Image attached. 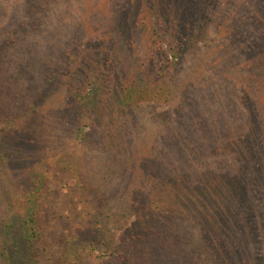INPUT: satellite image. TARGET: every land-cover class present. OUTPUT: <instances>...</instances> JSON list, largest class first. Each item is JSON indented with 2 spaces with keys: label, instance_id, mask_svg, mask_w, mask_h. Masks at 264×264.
Here are the masks:
<instances>
[{
  "label": "trees",
  "instance_id": "1",
  "mask_svg": "<svg viewBox=\"0 0 264 264\" xmlns=\"http://www.w3.org/2000/svg\"><path fill=\"white\" fill-rule=\"evenodd\" d=\"M128 1L131 7L125 16L138 22L140 15L134 13L133 7H140L141 12L154 20H166L173 14L179 19L174 21L176 25L172 23L173 30L159 58L157 54L162 48L158 47L160 41L155 37L159 33L157 29L145 42V47L148 45L147 57H133L128 64L125 60L131 49L129 43L130 51L123 53L125 39L118 44L111 63L104 60L103 51L93 40L81 48L79 56L73 58L70 69L62 77L67 89L66 110L67 107L72 108L73 114L69 115L78 121V124L74 122L70 126L69 133L87 152L98 150L104 155L103 179L110 178L111 160L115 159L118 162L113 167L115 174L143 184L146 175L150 174L148 172H153L157 178L160 176L158 186L165 192L151 195L152 200L148 204L142 195L144 191L132 186L128 191L130 202H125L123 211H114L108 208L109 194L99 183L94 184L95 175L88 178L84 175L86 168L81 159L75 164L77 155H71L68 160L65 154L63 160L77 168L78 181L88 199L90 217L76 226L75 233L65 241L63 252L54 264H78L86 256L95 257V264H264V208L255 197L257 187L264 189V182L259 180L257 186L254 185L260 170L264 173V141L259 135L264 132V56L253 59L257 78L250 85L253 86L250 91L242 96L248 105L247 101L253 100L252 96L255 98L247 131L225 146V152H236L237 162H243L234 173H214L212 177L200 179L192 174V180L194 178L198 184L186 183L181 173L183 170L180 172L178 169L179 165L187 167L188 150L179 147L176 137H172L174 135L170 132V127L174 130L173 125L178 121L176 116L180 114L162 113L158 126L163 129L158 127L143 134L149 121H153L146 115V108L155 102L168 104L173 101L175 90L185 84L180 79V61L186 51L208 35L210 27L207 21H212L207 13L209 6L216 9L217 14L224 13L228 11L227 1ZM206 3L211 5L206 7ZM111 15L118 18L117 12ZM190 18L198 23L197 26L192 25ZM148 22H151V28L160 21H141L135 30L140 31V26ZM161 22L167 24L168 21ZM176 26H180L177 34ZM263 32L261 28V34L255 37H264L261 36ZM4 46L0 44V55ZM258 90L261 96L257 100ZM34 103H29V110L22 118L24 122L0 124L2 160H12L9 164L19 165L17 170L16 166H11L13 171L22 174L32 169L26 162L42 160L36 147L43 143L45 134L38 128L41 121ZM69 115L65 119L68 125ZM154 123L157 125L156 121ZM135 131L143 135L135 134ZM201 153L197 150V155ZM128 168L134 171H128ZM45 172L34 169L35 178H29L30 185L25 187L26 204L37 200ZM89 207L94 210L90 211ZM34 208L35 205L28 207L24 214H10L5 224L7 229L3 230L5 249L1 254L2 264H42L37 257L39 224ZM130 216H135V219L127 222ZM176 224L178 228L174 231ZM114 225L121 230L116 238L112 231Z\"/></svg>",
  "mask_w": 264,
  "mask_h": 264
},
{
  "label": "rangeland",
  "instance_id": "2",
  "mask_svg": "<svg viewBox=\"0 0 264 264\" xmlns=\"http://www.w3.org/2000/svg\"><path fill=\"white\" fill-rule=\"evenodd\" d=\"M226 1L228 11L220 14L209 6L211 3L204 5L209 6L207 13L212 20L207 21L210 27L208 35L186 51L180 61V79L185 84L175 90L173 101L168 104L155 102L146 108V115L153 121H149L143 134L158 127L163 129L158 126L162 113L169 111L171 116L180 114L176 116L178 121L174 123L173 131L170 127V132L174 135L172 137H176L178 146L188 150L187 167L179 165L178 171L183 170V178L189 184H198L194 178L192 180V174L200 179L212 177L214 173L236 171L243 161L237 162L236 152H225V146L247 131L250 109H254L252 101L255 98L252 96L253 100L247 101L248 105L242 96L245 97L257 78L253 59L264 56V37H255L261 34V28L264 30V0ZM130 7L128 0H0V44H5L0 55V124L24 122L22 118L29 110V103L35 101L37 117L41 121L38 128L45 134L43 143L36 147L42 160L38 163L35 160L26 162L32 168L27 173L14 172L12 167L16 166L17 170L19 165L9 164L12 160L5 162L0 155V264L3 263L1 254L5 249L3 230L7 229L5 224L10 214H24L28 207L35 205L33 211L39 224L37 257L42 264H54L63 252L65 241L75 233L76 226L90 217L88 199L78 181L77 168L63 160L65 154L68 160L76 154L75 164L81 159L86 168L84 175L88 178L95 175L94 184L99 183L109 194L108 208L114 211H123L125 202H130L128 191L132 186L144 191V194L141 193L148 204L152 200L151 195L164 191L158 186L160 176L157 178L153 172H148L150 174L146 175L143 184L115 174L113 167L118 163L115 159L111 160L110 178L103 179L104 155L98 150L87 152L69 133L70 126L74 122L78 124V121L69 115L73 114L72 108L67 107L66 110L67 89L62 77L81 48L93 40L103 51L104 60L111 63L118 44L125 39L123 53L131 49L127 53L128 58L124 56L125 64H128L133 57H147L148 45L145 47V42L157 29L159 33L155 37L160 41L158 47L162 48L157 54L159 58L173 30L172 23L176 25L174 21L179 19L173 14L166 20H154L141 12L140 7H133L134 13L140 15L138 22L125 16ZM116 12L118 18L112 17L111 14ZM141 21L160 22L151 28V22H148L140 26V31L135 30ZM189 21L193 26L198 24L191 18ZM176 27L177 34L180 26ZM251 75L254 77L251 78ZM258 95L259 90L257 100L261 96ZM68 115L69 125L65 120ZM145 123L148 121L145 120ZM135 134L142 133L135 131ZM259 135L264 141V132ZM197 150L202 153L197 155ZM118 157L122 158V155ZM34 169L46 171L45 180L37 200L26 204L25 187H29V180L35 178ZM131 170L134 171L128 168V171ZM254 180L256 186L259 180L264 182L263 170ZM186 187L189 188L187 184ZM256 196L264 208V189L257 187ZM95 206L98 207V204ZM89 209L94 210L93 207ZM134 219L135 216H130L127 222ZM177 228L178 224L174 231ZM112 231L115 238L121 232L118 225L112 226ZM78 264H95V257L86 256Z\"/></svg>",
  "mask_w": 264,
  "mask_h": 264
}]
</instances>
